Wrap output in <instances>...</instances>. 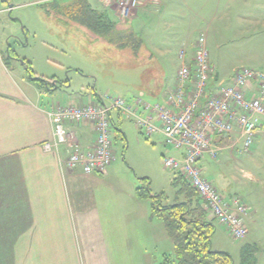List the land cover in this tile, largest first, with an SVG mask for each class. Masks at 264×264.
I'll return each instance as SVG.
<instances>
[{"label": "rangeland", "instance_id": "374dc122", "mask_svg": "<svg viewBox=\"0 0 264 264\" xmlns=\"http://www.w3.org/2000/svg\"><path fill=\"white\" fill-rule=\"evenodd\" d=\"M71 1L0 0V9H7L0 12L5 65L24 87L22 77L41 91H44L41 82H35L32 77H40L50 84L55 81L57 89L47 92L50 94L43 93L44 100L47 98L54 104L76 105L80 100L89 102L106 96L121 97L128 104L137 96L149 104L156 103L154 93L163 92L174 81L179 50H186L207 24L212 25L214 33L210 55L218 57L225 68L236 66L264 73V0H239L252 4L251 9L246 7L240 12H232L231 8L216 10L217 0H156L157 3L142 7L139 4L133 12L134 20L125 24L141 39L136 51L96 37L52 5ZM86 1L92 8H106L108 17L115 22L124 19L106 0ZM255 1L260 5H255ZM9 5L12 6L9 8ZM22 61L29 63L32 77ZM111 117L113 163L117 162V168L107 178L108 182L132 181L135 194L141 179L147 177L150 194L164 192L165 201H171L176 188L171 185L173 173L163 165V156L178 157L176 150L165 145L162 135L146 136L133 118L116 110L111 112ZM249 152L251 156L234 154L240 163L226 160L221 154L220 162L207 156L200 162L203 175L223 196L229 197L235 180L248 181L242 170L264 179V131ZM226 183L230 186L226 187ZM261 191L263 188L256 187L255 195ZM136 199L121 221V226L130 230L129 264H163L165 256H169L171 264H177L161 219L152 216L149 199ZM214 225L213 250L228 252L232 264H240V247L245 243L255 244L253 264H264V234L257 235L254 243L250 242L252 238L234 239L219 223Z\"/></svg>", "mask_w": 264, "mask_h": 264}, {"label": "crops", "instance_id": "0c3cea01", "mask_svg": "<svg viewBox=\"0 0 264 264\" xmlns=\"http://www.w3.org/2000/svg\"><path fill=\"white\" fill-rule=\"evenodd\" d=\"M149 3L157 2L143 0L140 6ZM255 5L260 4L255 1ZM246 7L251 9L252 4L239 0L216 2V10L231 8L232 12H240ZM108 8L115 10L113 6ZM6 10L0 9V12ZM135 16L132 13L129 20L118 18L116 25L130 28L125 24ZM211 27L207 24L201 33L205 35L209 60L214 67L209 84L215 86L220 81L227 82L239 68H225L218 57L210 55L214 35ZM196 39L191 47L187 46L190 49L185 46L188 58ZM4 43V36H0V264H129L130 230L123 228L121 221L130 210L131 202L135 204L137 200L132 181L108 182L107 178L117 168V162L113 163L115 156L102 173L85 174L80 167L75 170L67 167L66 145L44 149V143L53 139L52 124L46 113L55 104L47 98L44 100L43 93L50 94L47 92L57 88L51 83L52 89L41 91L23 77L21 81L26 87L22 86L4 63ZM173 85L174 81L163 92L154 93L156 102L164 103L166 92ZM97 100L100 97L91 101ZM87 102L80 100L76 104ZM65 128L81 148L92 146L95 131L88 122L78 125L66 122ZM263 131L264 125L258 129L252 146L257 144ZM213 140L222 148L219 156L240 163L234 154L244 153L233 150L242 142L237 129L230 134L214 135ZM249 151L246 153L251 156ZM219 156L214 160L220 162ZM206 158L204 154L199 165ZM242 171L248 181L235 180L233 194L223 197L230 203L237 199L246 206L241 216L247 230L245 238H252L250 242L256 243L257 235L264 234V179ZM202 176L205 177L203 172ZM256 187L263 188L258 196Z\"/></svg>", "mask_w": 264, "mask_h": 264}, {"label": "built area", "instance_id": "2783aa9c", "mask_svg": "<svg viewBox=\"0 0 264 264\" xmlns=\"http://www.w3.org/2000/svg\"><path fill=\"white\" fill-rule=\"evenodd\" d=\"M113 2V3H111ZM118 10V16L131 17L138 0H106ZM180 65L174 85L166 92L164 103L149 104L140 97L133 103L121 97H100V100L82 105L55 104L47 111L52 124L53 139L44 143L46 150L60 145L68 148L66 165L70 170L80 167L85 174L102 173L114 160L112 149L111 112L133 118L137 128L146 136L161 133L164 143L178 151V157L163 156V165L183 175L204 200V206L234 239L247 235L241 216L246 206L234 199L227 202L216 187L202 176L199 160L206 154L217 159L221 147L214 143V135L239 131L242 142L235 152L249 151L258 129L264 125V73L251 68L236 69L227 82L210 86L214 67L209 60L206 39L200 33L193 53L178 52ZM146 116H141L142 113ZM155 119V122H153ZM78 125L88 122L95 131L91 147L83 149L65 123Z\"/></svg>", "mask_w": 264, "mask_h": 264}, {"label": "trees", "instance_id": "16d2710c", "mask_svg": "<svg viewBox=\"0 0 264 264\" xmlns=\"http://www.w3.org/2000/svg\"><path fill=\"white\" fill-rule=\"evenodd\" d=\"M52 5L64 17L84 26L96 37L106 42H115L119 48L131 47L133 51L140 46L139 36L132 31L131 27H118L116 22L108 17L106 10L92 8L86 0H72L68 4L53 2ZM24 66L32 77L33 72L29 63L24 62ZM32 80L40 81L39 84L45 91L52 89L53 85L40 77H32ZM113 126L112 124V129ZM172 173L171 185L176 189L171 201H165L164 192L150 194L147 177L141 179L135 194L138 198L149 199L152 216L161 219L164 230L171 241L177 264H232L233 259L228 252L213 250L211 247L216 218L207 211L204 200L188 180L178 172L172 171ZM210 214L212 217L209 216ZM256 250L255 244H243L240 247V264H253L255 261L253 253ZM163 264H171L169 256L164 257Z\"/></svg>", "mask_w": 264, "mask_h": 264}, {"label": "water", "instance_id": "95a60500", "mask_svg": "<svg viewBox=\"0 0 264 264\" xmlns=\"http://www.w3.org/2000/svg\"><path fill=\"white\" fill-rule=\"evenodd\" d=\"M22 63H24V61H22ZM52 83H53V85L56 87V83H55V81H53Z\"/></svg>", "mask_w": 264, "mask_h": 264}]
</instances>
